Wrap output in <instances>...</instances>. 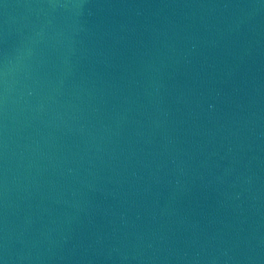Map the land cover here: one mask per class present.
<instances>
[{
  "label": "water",
  "instance_id": "water-1",
  "mask_svg": "<svg viewBox=\"0 0 264 264\" xmlns=\"http://www.w3.org/2000/svg\"><path fill=\"white\" fill-rule=\"evenodd\" d=\"M0 264H264V0H0Z\"/></svg>",
  "mask_w": 264,
  "mask_h": 264
}]
</instances>
